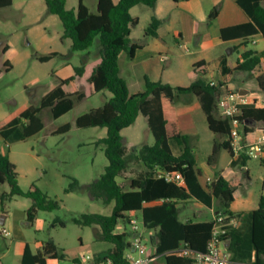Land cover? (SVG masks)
Instances as JSON below:
<instances>
[{"label":"trees","instance_id":"1","mask_svg":"<svg viewBox=\"0 0 264 264\" xmlns=\"http://www.w3.org/2000/svg\"><path fill=\"white\" fill-rule=\"evenodd\" d=\"M17 0H0V9L11 7ZM20 1V0H18ZM25 1V0H23ZM48 11L57 15L63 24V38L72 41V52H84L98 44V58L79 67H72L73 73L60 78L44 92L38 107L24 106L13 112L0 125V137L7 143L17 130L22 131V138L28 139L44 129L40 113L45 108H51L55 119L69 113L74 108V99H89L104 90L112 93V98L102 107L93 109L76 120L79 128L101 127L107 129V137L99 141L103 144L105 155L109 161L103 175L89 188L93 198L104 204L115 202L110 216L98 214H83L75 223L82 226L99 227L102 240L112 243L113 248L102 257L103 261L112 259L118 264H127L125 254L130 248L127 241L128 234L116 233L121 223L130 224L131 214H141L142 225L146 229H159L156 255L165 264H195L191 257H182L169 253L179 248L185 242L194 251L205 253L211 239L214 227L213 221L182 222L179 219L178 205L191 199H196L207 207H211L213 200L222 204V214L230 217L234 213L230 206L234 201V193L245 187V179L249 174L234 176L231 181L218 175L216 180L205 190L199 183V171L196 169V157L191 145V139L181 131L175 100L180 95L198 97L203 112L206 115L209 129L218 135L227 137L220 146L215 145L212 157L221 148L227 150L231 156L230 145L231 126L228 119H223L218 112V95L222 83L211 85L204 79H199L187 87H173L160 81L154 82L145 78L146 90L130 94L127 82L120 76L119 59L123 53L133 58L136 51L143 49L144 41L134 43L131 40L132 28L138 25V19L131 16V9L138 5L155 8L159 0H98L97 13H92L84 0H79L77 9H68L66 0H45ZM175 3L190 0H172ZM238 6L247 14L250 21L244 24L230 26L221 30L224 41L243 39L264 35V0H236ZM219 7H215L209 15L210 25L218 16ZM160 21L153 18L145 30L144 39L157 37ZM7 47L3 49V53ZM58 56V53L40 58L47 62ZM261 56L254 51H247L242 55V61L237 70L255 74L261 64ZM7 72L11 70L9 63L5 64ZM222 73L225 77L231 75L232 70L222 62ZM258 88L264 93V73L256 77ZM139 115L147 118L152 132L154 145H141L138 158L146 168L153 171L180 172L185 180V186H180L157 178L153 174L143 180H132L130 187L124 189L118 182L120 175L127 169L126 151L122 131L132 126ZM242 120L264 126V108L247 107L242 113ZM69 124L59 128L55 134L69 132ZM257 129L247 125L244 136L248 142H254ZM175 142L180 149L176 155L171 144ZM250 158L243 155L241 165L246 166ZM16 165L9 156L0 152V187L8 183L10 191L0 194L1 203L11 201L16 197L32 200V206L27 211V220L33 223L38 212L54 211L60 208L57 200L51 199L35 185L29 191H23L19 185ZM79 183L74 180L68 191L79 190ZM159 202L155 205H147ZM251 245L255 255L254 264H264V194L260 197L259 205L252 213ZM64 227V223H61ZM223 240H229V250L236 255V248L244 243L234 228L230 227ZM47 258L61 259L57 247L52 242L44 243L42 249L34 254L30 245H26L21 264H46ZM236 257H232L234 259ZM75 262L80 263L76 259ZM0 264H3L0 260ZM233 264V263H231Z\"/></svg>","mask_w":264,"mask_h":264},{"label":"rangeland","instance_id":"2","mask_svg":"<svg viewBox=\"0 0 264 264\" xmlns=\"http://www.w3.org/2000/svg\"><path fill=\"white\" fill-rule=\"evenodd\" d=\"M66 1L68 9H77L79 0ZM96 3L97 0L85 1L93 12L96 11ZM141 28L138 27L135 37L139 35ZM63 31L60 18L48 11L45 0H17L11 7L0 10V125L5 123L13 112L24 106L38 107L49 86L73 73L71 66L79 67L95 59V47L84 52H72V42L63 38ZM171 39L174 49L168 62L169 70L164 76L162 66L165 64L158 63V59L156 68L145 69L138 62H132L126 53L120 56L121 75L128 82L130 94L146 90L144 75H149L152 80L157 81L166 79L181 87L191 84L192 68L189 60L196 48L191 44L192 53L187 54L175 44L174 38ZM5 46L9 47V50L3 54ZM249 48L256 47L249 44ZM51 53H58V56L47 62L40 61L41 57ZM6 63L11 66L9 72L5 69ZM212 72L213 77L210 76L209 80L217 81V70ZM178 97L181 98L182 95ZM111 98L112 93L109 90H104L89 99L79 100L75 97L74 108L58 119L53 117L51 108L43 109L40 117L44 129L31 138L23 139L20 129L8 143L0 137V152L8 155L16 165L21 189L29 191L35 185L44 194L60 203L57 210H40L34 224L30 225L27 211L32 206L31 199L16 197L4 204L0 201V221L4 215H8L5 227L10 231V223L15 226L12 235L0 237V252L10 249L4 258V264H17L16 246L24 239L33 246L36 240L52 242L58 249L61 261L68 258L72 264H78L74 263L76 259L84 260L88 264L104 263L102 257L108 251L106 249L113 247L112 243L98 241L102 239V232L98 226H82L74 220L83 214L110 216L113 212L115 202L104 204L101 200H96L88 188L104 174L109 163L104 146L99 143L101 139L107 137V129L79 128L76 120L91 110L102 107ZM66 124L71 126L69 132L55 134ZM198 129L199 138H193L197 148L192 147L196 157V169L206 175L215 143H220L225 136L210 133L205 119H198ZM122 134L125 136L123 143L128 165L118 178V182L124 189H128L132 179L143 180L149 174L155 175L157 171L144 170L137 155L141 145L130 146L127 140L154 145L155 139L142 116L135 124L124 129ZM172 144L175 146L176 143ZM229 158L227 152L220 149L217 162L224 165ZM248 163L253 168L254 178L257 177V170L261 168L260 159H250ZM74 180L79 183L81 189L68 191ZM9 191L8 183L0 187V194ZM198 207L200 206L193 202L185 204L181 210L189 212L191 216L197 212ZM216 208H222L220 201H217ZM137 218L143 228L141 215L138 214ZM61 223H64V227H61ZM2 227L0 225V228ZM116 231L128 234L127 241L132 242L131 227L128 223L119 224ZM146 245L149 249L152 248L150 243L146 242ZM102 250L105 251L98 253ZM88 257L90 259H87Z\"/></svg>","mask_w":264,"mask_h":264},{"label":"crops","instance_id":"3","mask_svg":"<svg viewBox=\"0 0 264 264\" xmlns=\"http://www.w3.org/2000/svg\"><path fill=\"white\" fill-rule=\"evenodd\" d=\"M85 1L86 0H84V3ZM113 2L117 4L119 0H113ZM97 3L95 6L96 11L94 12L91 11L87 6L92 13H97ZM215 7H219V14L217 18L209 25L208 18ZM130 13L133 18L138 19V25L132 28L131 40L134 43H139L142 40L144 41L143 49L136 51L133 58H131L128 53H126L127 57L130 58L132 62H138L145 69L151 67L156 68L158 63L163 62L165 64L162 66V74L164 76L169 70L168 62H170V57L174 49L173 41L171 38H174L173 40L175 44L181 47L187 54L192 53L191 44H193L196 49L192 53L193 57H191V59L189 60L190 67L192 68L191 84L199 79H204L206 82L214 83L216 85L222 83L223 85L220 88L222 92L224 90H239L245 93L250 92L255 94L256 96L261 97L262 103H260L257 108H264V93L259 90L256 82V77L264 73V35L259 34L247 40L234 39L229 41H224L221 37V30L223 28L244 24L250 21L247 14L238 6L236 0H190L182 1L179 3H175L172 0H159L155 8L138 5L133 7ZM154 17L160 21V25L157 31L158 35L157 37H148L144 39L145 30ZM143 22L145 25L142 26ZM140 26L142 27L141 31L139 32V35L135 37L134 35L138 30V27ZM249 44L255 45L256 48L250 49ZM94 47L97 51L99 50L98 44H96ZM8 50L9 47H7V51L3 54H6ZM96 50L94 52L95 59L98 58ZM247 51H254L258 56H261L262 58L261 64L256 68L255 74L239 71L236 69L238 64L242 61V55ZM157 59L158 63L156 62ZM223 61L226 63L227 67L232 70V73L231 75H229V77H225L222 73ZM159 65L161 66V64ZM213 70H217L218 72L217 81H215L214 79L209 80L210 76L213 77ZM120 76L122 77L121 69ZM146 77L151 81L158 82L155 79L152 80V77H150L149 75H144V81ZM122 78L126 81L124 77ZM160 82L169 84L173 87L178 86L166 79H162ZM175 109L177 112L181 131L184 134L188 135L190 139H192V146L197 148V143H193V138H199L200 136L198 129V119H205L207 127L209 129L206 115L203 112L198 97L193 95H182L181 98L177 97L175 100ZM140 116L142 115H139L137 120L140 118ZM142 117L145 119L148 125L147 118L144 116ZM254 127L257 128L264 126L255 125ZM209 131L210 133L215 135V133H213L210 129ZM123 137L125 136L123 135ZM227 139L228 138L225 137L224 139H221L220 143H215V145L220 146ZM127 142L130 144V146L133 147L139 144L144 145V143H141L139 141L135 142L133 140H127ZM171 146L174 153L176 155H180L181 152L179 147L176 144L175 146L174 144H171ZM225 151L230 157L229 160L224 165H220V163L217 162V157L219 154L218 152L215 157H211L209 159L206 175H203L201 171L198 170V180L200 185L208 191V185L215 181L218 175H221L226 180L231 181L234 176H243L247 173L249 174L250 179L244 180L245 187L243 189L235 191L234 201L230 206V211L234 213V216L232 217L234 221L231 227L234 228L235 231L244 238V243L240 247L236 248V255L229 250V240H224L223 247L231 253L232 257H236L232 259L231 263L254 264L255 255L251 245L253 221L252 213L258 208L260 197L264 194V158L260 160L261 168L257 170L258 175L254 178L252 174L253 168L248 163L250 159L247 161L246 166L243 167L241 165V157L234 155L231 156L227 150ZM142 165L145 171H159L158 169L151 171L146 168L143 163ZM259 182L261 183V185ZM217 201L218 200H213L211 207H207L205 204L196 199L181 202L178 205L180 209L179 219L184 223L190 221H213L215 217L221 212L220 208H216ZM193 202L200 206L198 207L197 212L192 213V215L190 216L189 212L181 210L185 204L188 205ZM157 203L159 202H153L147 205H155ZM138 214L141 215L140 213ZM8 218V215H4L0 221V225L3 226L2 228H0V237H8V235H12V233H14L13 231H15V226L12 223H10V231L5 227ZM34 222L32 224H29L33 225ZM4 229L7 230V234L3 233ZM115 232L119 233L117 231ZM158 233L159 229L157 228H144L143 231L145 243L148 242L152 245V248H148V250L149 253L153 255H156ZM98 241L101 242L103 240L98 239ZM27 244L30 245L33 253L36 254L42 249L44 242L36 240L33 246L26 239L21 242L19 241L15 251L17 264L22 263L23 254ZM112 248L113 247L106 250H110ZM103 251L105 250H102L98 253H102ZM128 251L125 255L128 254ZM9 252L10 249H7L6 252H0V260L3 264L4 258L8 255ZM46 261V264H72V261L68 258L63 261L59 259L47 258ZM78 264L88 263L84 260H81ZM152 264H165V262L160 256L156 255V258Z\"/></svg>","mask_w":264,"mask_h":264},{"label":"built area","instance_id":"4","mask_svg":"<svg viewBox=\"0 0 264 264\" xmlns=\"http://www.w3.org/2000/svg\"><path fill=\"white\" fill-rule=\"evenodd\" d=\"M211 85H216L210 83ZM262 103L261 97L250 92H241L239 90H220L218 95V112L221 117L228 119L231 126L230 145L234 156H247L250 159L264 158V127H257L254 142H248L244 136V129L247 121L242 120L244 108L258 107ZM258 132V133H257ZM158 173V174H157ZM157 178H164L168 182L185 186V180L180 172L157 171ZM233 218L219 213L214 219L212 236L208 242L205 253L197 252L188 247L183 242L179 248L169 253L182 257H191L195 264H231L232 255L223 247V236L228 233L233 224ZM130 224L132 242L128 254L125 255L127 264H152L156 255L149 253L148 247L144 240V227L141 228L137 214L130 215ZM7 234V230H3ZM132 249V251H131ZM87 259H90L89 257ZM103 264H118L112 259H107Z\"/></svg>","mask_w":264,"mask_h":264},{"label":"water","instance_id":"5","mask_svg":"<svg viewBox=\"0 0 264 264\" xmlns=\"http://www.w3.org/2000/svg\"><path fill=\"white\" fill-rule=\"evenodd\" d=\"M247 125L255 126L254 123H251V122H248V121H247Z\"/></svg>","mask_w":264,"mask_h":264}]
</instances>
